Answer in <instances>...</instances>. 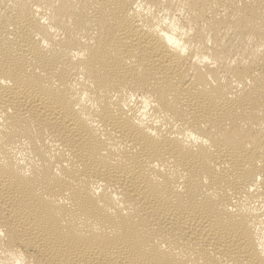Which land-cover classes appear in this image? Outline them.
<instances>
[{
  "label": "bare ground",
  "instance_id": "6f19581e",
  "mask_svg": "<svg viewBox=\"0 0 264 264\" xmlns=\"http://www.w3.org/2000/svg\"><path fill=\"white\" fill-rule=\"evenodd\" d=\"M0 264H264V0H0Z\"/></svg>",
  "mask_w": 264,
  "mask_h": 264
}]
</instances>
